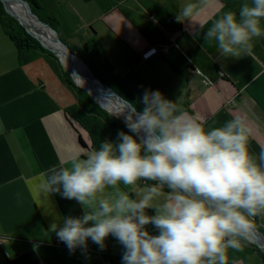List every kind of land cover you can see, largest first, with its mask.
<instances>
[{"label":"crops","instance_id":"crops-1","mask_svg":"<svg viewBox=\"0 0 264 264\" xmlns=\"http://www.w3.org/2000/svg\"><path fill=\"white\" fill-rule=\"evenodd\" d=\"M40 2L57 19L69 46L81 48L95 41L104 75L141 108L144 90L159 89L209 127L235 115L246 117L253 130L250 151L258 152L264 144V37L257 38L247 54L223 57L214 41L193 36L198 25L206 29L224 10H238L241 0ZM189 2L194 4L193 16L178 21L176 14ZM177 30H182L177 39L181 49L141 59L147 47L160 46ZM206 77L211 82L206 83ZM74 100L43 57L20 61L0 24V264H121L123 246L112 235L103 249L91 240L86 250L74 252L57 243L55 234L47 231L50 223L80 215V206L59 193L42 203L29 184L50 166L93 151L87 132L66 115ZM79 134L88 148L80 146ZM143 188L137 183L129 191L135 195ZM256 218L264 231V215ZM228 255L229 264H264L249 244L229 249Z\"/></svg>","mask_w":264,"mask_h":264},{"label":"clouds","instance_id":"clouds-1","mask_svg":"<svg viewBox=\"0 0 264 264\" xmlns=\"http://www.w3.org/2000/svg\"><path fill=\"white\" fill-rule=\"evenodd\" d=\"M193 14L189 2L176 19ZM262 21L264 0H241L193 36L239 57L264 37ZM139 103L125 108L128 131L116 140L29 181L42 203L59 193L80 206V215L54 219L47 231L70 252L86 250L89 240L103 249L112 235L123 246L121 264H229V249L242 250L253 218L264 215V144L250 151L253 130L242 115L209 127L159 89H145ZM141 180L143 190L130 194Z\"/></svg>","mask_w":264,"mask_h":264},{"label":"trees","instance_id":"trees-1","mask_svg":"<svg viewBox=\"0 0 264 264\" xmlns=\"http://www.w3.org/2000/svg\"><path fill=\"white\" fill-rule=\"evenodd\" d=\"M32 10L44 21L57 29L58 21L55 16L40 2V0H27ZM0 24L5 33L16 47L20 61L22 63L30 62L36 58L43 57L51 66L61 82L74 95V103L66 108V115L72 119L82 130L86 131L89 137L90 148L92 150L99 147L102 140H116L117 132L120 130L128 131L125 122L116 114L109 112L102 107L94 98L82 87L75 84L70 73L64 69L57 55L51 50L45 48L41 42L30 33L25 27L12 15H10L2 1L0 0ZM70 48L81 56L90 66L92 71L104 82L108 83L116 91L126 97L138 109L141 107L135 102L131 95L123 88H117L104 75L101 69L100 55L95 41L86 42L81 48ZM78 142L81 147H87L83 136L79 134ZM138 185L145 187L143 180L137 182ZM148 183H152L149 181ZM166 191V190H165ZM259 225V219L253 220ZM254 250L264 261V252L255 244L249 242Z\"/></svg>","mask_w":264,"mask_h":264},{"label":"water","instance_id":"water-1","mask_svg":"<svg viewBox=\"0 0 264 264\" xmlns=\"http://www.w3.org/2000/svg\"><path fill=\"white\" fill-rule=\"evenodd\" d=\"M6 11L15 17L26 29L28 33H30L32 36L36 37L41 44L51 50L55 55H57L60 58L61 63L63 62L61 59V54H64L67 59L70 62H78L82 64L85 68L84 77L81 76V73L74 68V73L79 75L82 78L86 80V82L89 84L83 85L77 82V79L75 78V75L72 73L71 76L74 79V81L85 89L93 98L95 101H97L102 107L107 109L109 112L116 114L122 118V120L125 122V113L127 112V109L131 112H134L135 110L131 108V106H135L132 104L131 101H129L126 97H124L122 94H120L118 91H116L113 87H111L108 83L101 80L90 68L88 63L79 56L76 52H74L70 46L59 36L58 30L54 27H52L50 24H48L46 21L42 20L31 8L30 3L27 0H1ZM20 5L22 8H24L26 14L32 19V22L36 29H40V26L46 27L51 33H53L54 39L59 43L58 48H53L46 44V42L43 41V39L38 36L35 32H33L28 24L20 19L12 10L11 7L13 5ZM66 67V66H65ZM66 69H68L66 67ZM69 70V69H68ZM83 80V79H82ZM101 91L103 93L109 94L114 99V106L108 107L105 105L99 98H97L96 94ZM136 107V106H135ZM127 108V109H125ZM137 110H139L137 108ZM70 121V120H69ZM254 223V231H253V237L251 236L250 242L257 245L263 252H264V231L259 228V225L257 223Z\"/></svg>","mask_w":264,"mask_h":264},{"label":"bare ground","instance_id":"bare-ground-1","mask_svg":"<svg viewBox=\"0 0 264 264\" xmlns=\"http://www.w3.org/2000/svg\"><path fill=\"white\" fill-rule=\"evenodd\" d=\"M11 10L23 21H25L29 28L35 32L38 36H40L44 42H46V44H48L49 46L53 47V48H58L57 46H59V43L54 39L53 33H51L46 27L44 26H40L41 28L38 30L36 29V27L34 26L32 19L26 14L24 8H22L20 5H13L11 7ZM61 59L63 61V63L66 65V67L75 75V78L77 79V82L83 85H87L89 86V84L86 81L80 80V76L77 75L76 73H74V68H76V70L78 72H85V68L82 64L78 63V62H70L67 57L64 54H61ZM85 82V83H84ZM97 98H99L105 105H107L108 107H113L114 106V99L107 93H103L101 91H99L96 94ZM110 103V105H108ZM253 234V233H252ZM253 237V235H251Z\"/></svg>","mask_w":264,"mask_h":264},{"label":"built area","instance_id":"built-area-1","mask_svg":"<svg viewBox=\"0 0 264 264\" xmlns=\"http://www.w3.org/2000/svg\"><path fill=\"white\" fill-rule=\"evenodd\" d=\"M182 35V30H177L173 33H169L167 36V40L165 43L161 44L160 46L153 45L147 47L146 51L141 53V59L142 60H147L152 54L157 53V52H168L171 49H181L179 43H178V37ZM191 61V59H190ZM206 83L211 82L210 79L206 77L205 79ZM56 242L61 243L57 237H56ZM3 246V238L0 236V248Z\"/></svg>","mask_w":264,"mask_h":264},{"label":"rangeland","instance_id":"rangeland-1","mask_svg":"<svg viewBox=\"0 0 264 264\" xmlns=\"http://www.w3.org/2000/svg\"><path fill=\"white\" fill-rule=\"evenodd\" d=\"M57 30H58L59 36L61 37V39H63L62 36H61V34H60V32H59V29H58V28H57ZM58 58H59V57H58ZM59 60H60V58H59ZM60 62H61V61H60ZM62 65H63L64 69L67 70V71L70 73V75H71L72 72H71L70 70L66 69V67H65L66 65H65L63 62H62ZM80 73H81V76L84 77V73H83L82 71H81ZM71 77H72V76H71ZM82 79H83V81H86L84 78H82ZM82 79L80 78V80H82ZM73 80H74V79H73ZM74 82H75V81H74ZM84 83H85V82H84ZM75 84H77V83L75 82ZM111 104H112V103L109 102L108 105L111 106ZM251 235H253V234H251Z\"/></svg>","mask_w":264,"mask_h":264}]
</instances>
